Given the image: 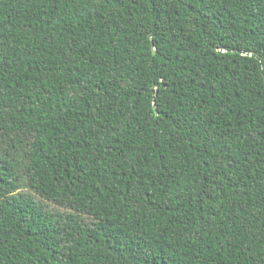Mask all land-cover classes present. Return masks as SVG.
Returning a JSON list of instances; mask_svg holds the SVG:
<instances>
[{
	"label": "trees",
	"instance_id": "trees-1",
	"mask_svg": "<svg viewBox=\"0 0 264 264\" xmlns=\"http://www.w3.org/2000/svg\"><path fill=\"white\" fill-rule=\"evenodd\" d=\"M0 264H264V0H0Z\"/></svg>",
	"mask_w": 264,
	"mask_h": 264
},
{
	"label": "rangeland",
	"instance_id": "rangeland-1",
	"mask_svg": "<svg viewBox=\"0 0 264 264\" xmlns=\"http://www.w3.org/2000/svg\"><path fill=\"white\" fill-rule=\"evenodd\" d=\"M20 190L26 191V192H31L32 195H34V197L36 198V200H38V196L31 190L29 191L27 188H21ZM47 203V208L51 211V212H57V213H70L73 212L71 209L59 206L58 204H55L53 202H46ZM81 217L87 221L90 220V217L84 214H81Z\"/></svg>",
	"mask_w": 264,
	"mask_h": 264
}]
</instances>
